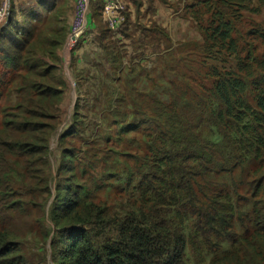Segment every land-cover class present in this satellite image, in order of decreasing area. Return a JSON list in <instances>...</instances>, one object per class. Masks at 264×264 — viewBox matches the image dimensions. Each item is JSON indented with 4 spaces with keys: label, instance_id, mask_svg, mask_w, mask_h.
I'll use <instances>...</instances> for the list:
<instances>
[{
    "label": "trees",
    "instance_id": "16d2710c",
    "mask_svg": "<svg viewBox=\"0 0 264 264\" xmlns=\"http://www.w3.org/2000/svg\"><path fill=\"white\" fill-rule=\"evenodd\" d=\"M16 2L11 0L10 18L0 30L8 27L9 31L0 36V41L9 40L0 42V186L5 189L0 200L21 205L25 190L19 193L8 186L12 173L22 180L21 189L29 186L24 184L26 179H38L42 190L49 185L46 176L36 177L31 165L37 159L44 173L57 128L56 107L66 82L58 78L55 63L67 33L51 29L53 36L44 37L47 33L38 27L41 14L33 6L20 11ZM191 2L187 9H197L194 20L205 30L204 46L197 54L230 53L235 57L234 68L205 60L191 67L182 59L171 68L177 71L183 66L182 73L175 74L181 75L179 80L165 81L152 90L146 85L140 89L131 70L117 81L114 97L107 100L115 107L102 113L97 134L92 126L81 131L77 117L65 138L76 137L79 142L83 140L78 141L77 134L84 138L96 134L89 144L98 152L105 130H114L121 148L125 139L138 142V130L145 128V133L132 151L112 148L132 161L124 173H112L119 181L127 180L125 195L117 196L115 203L96 201L77 174L70 176L60 204L51 213L58 235L55 264H264V52L257 55L250 44L245 53L238 46L242 33L234 14L236 8L248 9L253 0ZM134 3L135 17L127 11L121 30L130 24L137 27L133 17L136 21L143 17L144 0ZM30 4L44 6L37 0ZM102 9L101 0L91 1L97 26L92 44L111 38ZM202 12L210 14L205 28L200 22L206 16ZM153 27L143 37L145 42L165 41L170 49L165 29L157 23ZM258 34L264 40V28ZM104 47L109 49L111 44ZM91 52L96 55L98 49L86 51L85 60H91ZM258 56H262L260 63ZM124 106L132 109L130 115ZM129 117L133 123L126 126ZM110 118L113 124L105 127ZM91 151L85 150L84 155L97 156ZM75 155L74 150H65L66 158ZM18 164L20 169L14 170ZM253 182V191L243 186ZM0 264H31L4 227L0 229Z\"/></svg>",
    "mask_w": 264,
    "mask_h": 264
},
{
    "label": "rangeland",
    "instance_id": "374dc122",
    "mask_svg": "<svg viewBox=\"0 0 264 264\" xmlns=\"http://www.w3.org/2000/svg\"><path fill=\"white\" fill-rule=\"evenodd\" d=\"M4 1L0 0V6ZM37 1L40 4H44V6H36L35 4H28L26 1L20 0L19 4H16L18 7L16 8L22 11L23 9H30L28 8L29 6H33L34 11L41 14L42 17L38 27L43 28L47 33L44 37L53 36L50 32L51 29L66 31L67 38L64 45L65 64L61 56V54L64 55V46L59 50V61L55 63L58 67L56 74L59 79L66 82V86L62 89L63 95L56 107L55 120L57 128L51 137L49 156L44 173H42L43 168L37 159L35 164L31 165L32 171L37 172V178L42 175L46 176L49 184L47 188L49 189L47 190L46 188L47 191L42 190L44 186L43 184H39L38 179L35 181L26 179L24 184L29 186L21 189L23 185L22 180L15 173H12L10 180L8 178V186L13 187L19 193L25 190L21 198L23 203L21 205H12V201L10 203H3L0 200V229L1 227L8 229L11 236L21 244L22 254L31 264H44L46 260L48 264H55L53 253L58 246L55 243V240H58V235L54 232L55 227L51 213L60 204V200H62L65 194V189L70 183L69 178L72 174H77L78 178H80V184L87 185L91 194H94L93 198L98 202L113 204L115 203V199L118 198L117 196L125 195L124 186L127 180L123 179V181H119L112 173H124L125 167H127V164L131 165L132 161L127 155H120V153H116L112 148L132 151V149H135L139 145V141L143 139L145 128L136 132L135 137L138 142L131 143L130 140H123L124 148L119 147L114 130H105L101 135L102 145L100 152L93 150L94 144H89L94 139H97L96 134L101 130V128L96 129V123L98 125L102 123V113L107 110L106 114H108L115 107L114 103L109 106L107 100L114 97L113 95H115L118 89L119 83L117 81L119 78L125 77L132 70V80L138 82L140 89H143L146 85L152 90L156 88V85L159 87L163 86L165 81L179 80L181 75L175 74L182 73L181 67L183 66L180 65L177 71H171V68L178 62H181L182 59H184L183 62L190 64L191 67L196 65V62L205 60L206 63L230 69L234 68L235 57L230 53L224 52L223 54H218L216 51H211L214 52L212 54L204 53V57H199L197 53L204 46L202 36L205 30L201 29L194 20V12L197 9L192 8L190 11L187 9L192 4L191 0H169L167 4L155 1L154 5L144 0L141 21H136L134 16L132 22L137 27L133 28L130 24V28H128L129 26L125 25V27H128L126 29L123 28L124 30H121L123 21L118 23L115 28L108 23L103 6L102 20L108 25L112 34L111 38L107 36L104 39L105 42L103 40L97 44H92L93 41L95 42L94 34L96 35L97 33V28L94 32L92 30L95 27L94 25H96V21H94L96 18L93 17L94 14L91 17L90 28H88L87 34L76 41H71L70 39L69 31L72 21H69L67 16L72 15V13L74 14L76 0ZM121 1L126 5L123 13L125 21L127 11L132 12L133 15L135 14L136 5L134 0ZM45 3L47 4L45 5ZM52 4H56L52 10L53 12L50 11L48 18L44 19L47 10ZM234 12L238 17V28L242 33V36L239 37L238 46L246 53L247 49H250L247 46L251 44L256 49L257 55H261L264 52V40L259 36L258 32L264 28V0H253L249 4L248 9L241 8L238 10L236 8ZM204 15L206 16L201 17L200 22L205 28L209 25L207 15L209 16L210 14ZM18 16V19L21 20L20 14ZM155 23H157V26L164 28L168 33L171 40V43H169L170 49L167 48L168 43L165 41L162 43L153 42L152 44L149 41L145 42V38L143 37L149 34V30L154 29L153 25ZM17 25L19 24H15V27ZM142 27H145V29ZM6 30L8 31V27L0 33V36L8 34L9 31L7 32ZM254 34L255 36H253ZM125 35L129 36V38ZM140 40L141 43L139 44L138 41ZM8 41L0 42L7 44ZM83 41L87 42L88 45L86 48L83 47L82 50L79 44L80 42L83 43ZM109 43L111 47L106 49L104 46ZM155 45H159L160 47L157 48ZM198 46L200 47L198 48ZM93 48H97L98 52L96 55L91 52V60H85V52L91 51ZM262 56L257 57V62L260 63L262 61ZM169 62L170 66L167 65ZM161 89L159 90L162 91ZM98 96L99 98H97ZM123 110L130 115L132 109L124 106ZM77 117L79 118L77 119ZM1 119L2 115L0 113V126ZM76 119L81 124V127H79L81 131L89 129V126H92V131H95L96 134L92 133L91 137L89 134L87 138H84L82 134H77L78 141L83 140L79 142H75L77 140L76 137L65 138L70 133V128ZM113 120L110 118L108 122L106 121L105 127L112 125ZM132 123L133 119L129 117L126 126ZM109 137L112 138L107 140ZM143 149H141L140 153L144 152ZM65 150H74L76 152L75 157L66 158ZM85 150H92L91 154L97 153V156H85ZM30 164H32V160ZM22 167L24 168L25 165L23 164ZM16 169H20L19 164L18 166H14V170ZM0 172H2V167H0ZM248 180L249 177H245L244 182H248ZM243 186L253 191L255 183L253 182L252 186L244 183ZM4 190L0 186V196ZM18 198L16 197L17 200ZM3 208L6 209L3 211Z\"/></svg>",
    "mask_w": 264,
    "mask_h": 264
},
{
    "label": "built area",
    "instance_id": "2783aa9c",
    "mask_svg": "<svg viewBox=\"0 0 264 264\" xmlns=\"http://www.w3.org/2000/svg\"><path fill=\"white\" fill-rule=\"evenodd\" d=\"M10 2L11 0H5L0 6V30L10 18ZM125 9L126 5L121 0H104V13L113 28L121 21L124 22ZM91 17V0H76L74 17L69 31L71 41L81 39L87 34Z\"/></svg>",
    "mask_w": 264,
    "mask_h": 264
},
{
    "label": "crops",
    "instance_id": "0c3cea01",
    "mask_svg": "<svg viewBox=\"0 0 264 264\" xmlns=\"http://www.w3.org/2000/svg\"><path fill=\"white\" fill-rule=\"evenodd\" d=\"M22 1H26L28 4H30V3H33V1L34 0H22ZM92 2H95V1H97V0H91ZM102 1V3H103V6H104V0H101ZM19 2H20V0H18L17 2H16V4L18 5L19 4ZM75 3V2H74ZM17 7V6H16ZM18 8V7H17ZM132 13V12H131ZM133 14V13H132ZM135 15V14H134ZM133 15V16H134ZM73 17H74V14L72 13V15H70V16H67V18H69V21H72L73 20ZM17 19L19 18V16L17 15V17H16ZM95 21V20H94ZM95 27H93V31L97 28V26L96 25H94ZM91 30V31H92ZM88 44H87V42H84L83 41V43L82 42H80V44H79V47L83 50V47H85L86 48V46H87ZM63 51H64V55L63 54H61V56H62V58L64 59V64H65V46H64V49H63ZM73 56V55H72Z\"/></svg>",
    "mask_w": 264,
    "mask_h": 264
}]
</instances>
